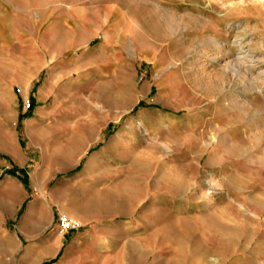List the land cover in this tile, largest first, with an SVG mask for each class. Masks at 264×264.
I'll return each instance as SVG.
<instances>
[{
	"label": "rangeland",
	"instance_id": "1",
	"mask_svg": "<svg viewBox=\"0 0 264 264\" xmlns=\"http://www.w3.org/2000/svg\"><path fill=\"white\" fill-rule=\"evenodd\" d=\"M61 261L264 264V0H0V264Z\"/></svg>",
	"mask_w": 264,
	"mask_h": 264
},
{
	"label": "bare ground",
	"instance_id": "2",
	"mask_svg": "<svg viewBox=\"0 0 264 264\" xmlns=\"http://www.w3.org/2000/svg\"><path fill=\"white\" fill-rule=\"evenodd\" d=\"M113 17V14L111 13V12H106V13H104V14H102V16H100V18H102L103 20H109V19H111ZM119 29H125V28H128L129 30L128 31H132L133 30V27H132V25H130V24H126V22L125 21H123V22H120L119 23ZM130 27V28H129ZM107 40V39H106ZM214 45L213 46H215L216 47V49L218 48V50L220 51V50H223V47H222V44H221V42H216V41H214V40H212L211 41ZM224 45V44H223ZM221 53V52H220ZM225 55V54H224ZM211 57V56H210ZM213 60H218V56L215 58L214 57V59ZM244 61V60H243ZM241 60H240V58H235V59H233V60H231L230 61V65H226L225 67H224V70H226V71H230V72H232L233 74H236V75H243L244 73H243V65L241 66ZM171 75V74H170ZM171 79V78H170ZM250 89H252V88H250ZM254 89V88H253ZM135 123V122H134ZM136 125V124H135ZM137 127H139L140 129L144 126V124L141 122V121H139V122H137V125H136ZM136 126H135V128H136ZM131 127V126H130ZM140 131H142V130H140ZM100 203H102V201L100 202ZM112 203V202H111ZM108 204V203H107ZM103 205V204H102ZM109 205H107V207H108ZM103 207H106V206H103ZM106 207V208H107ZM117 207V206H116ZM105 208V209H106ZM111 208V207H110ZM118 208V207H117ZM36 226V225H35ZM37 229H39V228H37ZM46 253V252H45Z\"/></svg>",
	"mask_w": 264,
	"mask_h": 264
},
{
	"label": "built area",
	"instance_id": "3",
	"mask_svg": "<svg viewBox=\"0 0 264 264\" xmlns=\"http://www.w3.org/2000/svg\"><path fill=\"white\" fill-rule=\"evenodd\" d=\"M59 224L62 231H69L77 228L76 223L66 217H60Z\"/></svg>",
	"mask_w": 264,
	"mask_h": 264
},
{
	"label": "crops",
	"instance_id": "4",
	"mask_svg": "<svg viewBox=\"0 0 264 264\" xmlns=\"http://www.w3.org/2000/svg\"><path fill=\"white\" fill-rule=\"evenodd\" d=\"M54 87L55 88H57L58 87V83H57V81H54ZM8 184V186H10L11 185V183H7ZM6 184V185H7ZM126 227V226H125ZM126 232V231H125ZM90 234H91V232H88L87 233V235L88 236H90ZM86 234H84V235H81V236H79L80 238H83L84 236H85ZM2 236V235H1ZM81 252H83L82 250H80V252L79 253H81ZM58 264H66V262H64V261H61V262H59ZM88 264H91V263H88Z\"/></svg>",
	"mask_w": 264,
	"mask_h": 264
}]
</instances>
